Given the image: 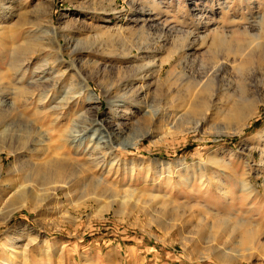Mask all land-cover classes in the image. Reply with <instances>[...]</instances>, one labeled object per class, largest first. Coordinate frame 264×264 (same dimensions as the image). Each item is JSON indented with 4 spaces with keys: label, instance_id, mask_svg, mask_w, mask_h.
I'll list each match as a JSON object with an SVG mask.
<instances>
[{
    "label": "rangeland",
    "instance_id": "rangeland-1",
    "mask_svg": "<svg viewBox=\"0 0 264 264\" xmlns=\"http://www.w3.org/2000/svg\"><path fill=\"white\" fill-rule=\"evenodd\" d=\"M1 4L0 93L10 105L0 107V192L9 184L39 188L42 178L35 170L58 162L77 171L79 187L74 204L60 192L59 200L47 197L36 211H18L0 224V264H39L40 259L46 264H264V0ZM198 7L212 12L200 23V31L211 26L199 47L198 64H209L215 33L224 28L233 32L258 22L259 46L227 69L221 88L200 95L197 118L180 110L178 118H184L174 123L149 119L151 136L131 138L142 119L135 102H129L122 113L131 124L124 127L126 133L115 148H98L97 127L89 128L110 113L107 90L112 87L114 96H122L127 86L126 92L133 89L139 99L147 94L155 102V66L165 63L162 84L175 66L184 70L185 47L193 39L188 33L195 35L198 28ZM17 66L24 68L20 76H15ZM138 74L147 79L131 83ZM85 83L98 103L83 94ZM146 87L150 91L140 94ZM245 101L261 105L260 113L239 135L228 114ZM77 123L87 130L80 139L74 137ZM125 141L137 143L124 148ZM92 191L119 203H109L110 210L98 216L100 205L89 197L77 203ZM121 202L130 204L125 216L119 214ZM3 207L0 202V212ZM156 216L165 226L176 223L177 229L151 224Z\"/></svg>",
    "mask_w": 264,
    "mask_h": 264
},
{
    "label": "bare ground",
    "instance_id": "bare-ground-1",
    "mask_svg": "<svg viewBox=\"0 0 264 264\" xmlns=\"http://www.w3.org/2000/svg\"><path fill=\"white\" fill-rule=\"evenodd\" d=\"M0 1L2 3L6 2V0H0ZM126 1H128V0H126ZM1 2H0V4H1ZM133 5H135V4H133ZM1 6L5 7V4H1ZM194 12H195L194 18L196 19L195 21H197L195 23H197L196 25H198V28L195 31L196 33H194L195 35H192V33H188L189 36L191 34L190 37H193V39L191 38L192 41L189 42L190 45H188L189 46L188 49H187V47H185L184 53L187 56V59H186L187 65L184 66V68H183L184 70L180 71V70H178L179 67L175 66L173 68V70L168 73V76L166 78V83L162 84L160 74L162 72V69H163L165 63H162L158 66H155L157 69H155L154 75H156V77L154 79V83L157 84V86H158L156 89V93H154L155 96L157 94V98H158V99L155 98L156 103L153 101V99L151 101L149 98V95H147V94L145 97L143 95V98L139 99L138 98L140 96L139 92L134 93L135 90L133 91V89H131V91H129L130 93L126 92V90L129 88L127 86H125L124 94H122V96H114L113 92H112V90H113L112 87L111 88L109 87L110 89H108L107 92L109 93V98H110L109 102H108L110 113L103 120H95L92 127L90 126V128H89V129H93L94 126L97 127L94 134L98 135V141H97V147L98 148L104 149V150L115 148L114 144L116 145V143L122 137V135H124V133H126V131H125L126 128L124 129V127L129 124L126 122V120H128V117L123 116L122 113L123 112L126 113L127 112L126 109H128V106H131L129 104V102H135V104H136L135 107L137 110L136 113L138 115H141V119H142V121L139 122L138 127L130 132L131 138H132V136L135 138H148L149 136H151L150 128H146L147 127L146 124L148 123L149 119L152 120L151 122L172 123L173 121L175 122V121L180 120L181 117L184 118L183 115L178 118V116L181 114L179 112L180 110L185 111V112L190 110L191 111L189 113L190 116L195 118L197 116L196 111L201 109V106H202V103L196 102V100L199 101L200 95H202L206 91L209 92L210 90H212L215 87L221 88L222 84L226 82L225 78H224V74L227 72V69L232 68V66L235 63H237V61L243 62L246 57L250 58L252 56L251 52L254 50L255 47L259 46L258 42L262 39V35H261V33L259 34V32L257 33V30H259V23L258 22L257 23L252 22V23L244 26L241 29L240 28L235 29L236 31L234 30L233 32H231V31L229 32L226 30V28H224V29L218 31L217 33H215L216 39L215 40L213 39L214 42H213L212 46H210V48H209V57H210L209 64L206 62V60L205 61L200 60L201 64L200 63L198 64L199 56H200V54H198L199 49H200L199 47L204 46L206 38H207L206 32L208 30V27L211 26V25H206V27L204 28V29H206V32L203 31V29H202V31H200V28H202V26L200 27V23H201V21L205 20L207 15L211 14L212 12L207 11L204 7H202V8L198 7V9H195ZM148 14H149V15H147L148 17L152 16L151 12H148ZM257 15H259V16H257V18H259L258 20L263 19V17H261L260 12ZM254 17H256V16H254ZM137 20H139V19H137ZM250 20H249V22H251L252 20H255V18H252L251 21ZM150 24H151V22H150ZM207 24H208V22H207ZM145 27L146 26H144V28ZM149 28H151V27H149ZM161 30H163V29H161ZM170 31H172V30L170 29ZM177 32H178V30H177ZM181 33H183V32H181ZM179 34H180V31H179ZM186 34L184 33V35H185L184 37L187 36ZM235 36H242V37L240 38V37H235ZM30 46H32V45H30ZM181 49L184 50L183 48H181ZM28 51H30V50H28ZM16 53L19 54L20 57L25 55L21 51L20 52L17 51ZM248 56H250V57H248ZM231 58H233L232 62H231ZM181 60H182V58H181ZM21 61H19V62H21ZM250 61H252V60L250 59ZM17 65L23 66L22 63L17 64ZM21 66L16 67L15 76H20L22 69H24ZM56 78L57 77H54V79H55V80L53 79L54 84H52L55 87H57L59 84L58 82H56ZM146 79H147L146 76H143L142 74H138L130 82L131 83L132 82H144ZM53 80L51 82H53ZM32 82H33V80H32ZM149 86H151V85H149ZM79 89H81V88H79ZM243 89H245V90H243ZM243 89L242 90H243L244 94L246 92L248 93V88L243 87ZM82 90H83V94H85L87 96L86 98L88 99V101L90 103L96 104L99 102V98H97L96 94L93 92V90H91L88 83H85L83 85ZM82 90H80V91H82ZM143 90L140 94H144V92L148 93L150 91L149 87L148 88L146 87V89L144 91ZM210 95H207V96H210ZM204 97H206V96H204ZM202 99H204V98L202 97ZM5 105H10V104L8 103L7 98L6 99L3 98V96L0 93V107H3ZM205 106H207V105L205 104ZM234 106H235L234 107L235 109L230 111L229 114L228 113L227 114L230 117V119L235 121L236 125H238V134L241 135L249 127V123L253 119H256L259 116V113H260L259 109H260L261 105L260 106H253L252 103L245 101V103H243V105L240 108H238L235 104H234ZM206 109H207V107H206ZM206 109H204V110H206ZM198 117H199V115H198ZM106 123H108L110 125L109 128L107 126H105ZM129 125H131V124H129ZM198 126L199 125L197 124L196 127H198ZM77 127H78V129H77ZM77 127H76L77 130L74 131V134H75L74 137H79V139H80L81 136L79 133L84 132L85 130H80V128L82 127V123L78 124ZM261 133H262V131L255 134L254 138H255V136L260 137ZM131 138H130V140H132ZM247 141H249V140H247V139L242 140L239 143V146H238L239 149H241L242 145H244V143ZM251 141H252V139H251ZM136 143H133L132 141H125L122 144V146L124 148H132L136 145ZM256 150H257V147H256ZM82 169H80V170H82ZM35 172L40 173L41 178H42L41 182L40 183L38 182L40 185L39 188L38 187L34 188L33 184L25 185V186L22 185L20 187L16 186V185L12 186L11 184H9V185H5L7 187L3 186V188H1L2 190L0 192V202H2V204L4 203V207L2 208V210L0 212V224H2V223L6 224L12 218V216L15 213H17L18 211H21L24 209L34 211L35 209H37L38 204H40L41 202H44L47 197L53 196L54 199L58 198V200H59L60 199V192H62V193L64 192L67 199L69 201L73 202V204H74V201H76L75 199L77 198L76 197V191L78 190L79 183L76 182V178L78 176L77 171H75L72 168V166L70 167L65 162H58L57 165L54 167L42 166V167H39L38 169H36ZM78 174H79V172H78ZM91 190H89V191L91 192ZM101 192L99 193V191L98 192L92 191V193H89V194L85 192L86 194H83L82 197H80V198L78 197L79 199L77 200V203L81 199L83 201L81 200L80 203H85L86 197H89V200L91 199L95 203H98L100 205L99 209L95 210V211H96V215L102 217L103 214L108 211L107 209H109L108 208L109 203L116 204V203H119V200L114 197L115 199L113 198L112 201L106 202L105 201L106 197L103 194H101ZM87 202H88V200H87ZM121 203H122L121 204L122 210L119 212V214L125 216V215H127V212H129L128 211L129 209L131 211V208L129 207L130 204L127 202H121ZM134 213L135 212H133L132 214H134ZM175 221L178 222L179 220L176 219ZM150 222H151V224L153 222L154 225L158 226L159 228H161L163 230L164 229H170L172 231V230L177 229V227H178V225L174 222L167 223L168 224L167 226L163 225L162 220L159 216L152 218V220H150ZM45 242H48V241H45ZM44 245H45V243H44ZM45 246H47V245H45ZM46 263H47L46 259H40L39 260V264H46Z\"/></svg>",
    "mask_w": 264,
    "mask_h": 264
}]
</instances>
